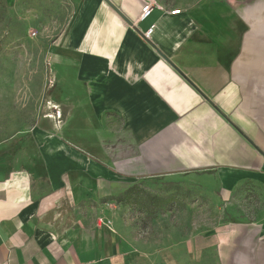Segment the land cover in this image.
<instances>
[{"label": "crops", "instance_id": "0c3cea01", "mask_svg": "<svg viewBox=\"0 0 264 264\" xmlns=\"http://www.w3.org/2000/svg\"><path fill=\"white\" fill-rule=\"evenodd\" d=\"M61 1L55 116L0 172V264H264V0H173L138 26L148 0ZM172 174L213 181L232 220L134 235L124 204L149 227L178 201L149 220L127 190Z\"/></svg>", "mask_w": 264, "mask_h": 264}, {"label": "rangeland", "instance_id": "374dc122", "mask_svg": "<svg viewBox=\"0 0 264 264\" xmlns=\"http://www.w3.org/2000/svg\"><path fill=\"white\" fill-rule=\"evenodd\" d=\"M154 1L160 5L173 0ZM70 14L68 4L61 0H0V172L32 161L35 149L29 133L49 121L53 107L50 51L67 27ZM142 186L150 194L174 195L178 204L158 217L162 218L159 226L153 223L149 227L141 225L139 212L124 204L120 215L141 239L164 228L184 234L215 231L232 220L230 200L219 190L210 193L215 184L205 177L172 174ZM247 201L244 198L243 210Z\"/></svg>", "mask_w": 264, "mask_h": 264}, {"label": "trees", "instance_id": "16d2710c", "mask_svg": "<svg viewBox=\"0 0 264 264\" xmlns=\"http://www.w3.org/2000/svg\"><path fill=\"white\" fill-rule=\"evenodd\" d=\"M127 196L149 220L155 218L159 213L170 210L175 203L173 196L147 194L138 184L127 190Z\"/></svg>", "mask_w": 264, "mask_h": 264}, {"label": "built area", "instance_id": "2783aa9c", "mask_svg": "<svg viewBox=\"0 0 264 264\" xmlns=\"http://www.w3.org/2000/svg\"><path fill=\"white\" fill-rule=\"evenodd\" d=\"M158 6V4L153 0H148L146 4L143 6L140 16L138 17V20L136 21L135 25L138 26L140 23L144 22L153 12L154 8ZM182 12L181 9L177 8L171 11L172 14H180ZM155 25H152L148 30L144 32V36L146 38H150L153 31H154ZM60 113L57 112V116L60 119ZM54 114H49L50 118H54Z\"/></svg>", "mask_w": 264, "mask_h": 264}]
</instances>
